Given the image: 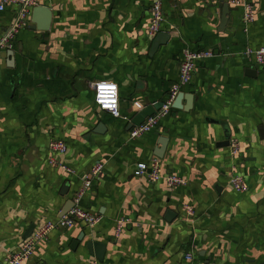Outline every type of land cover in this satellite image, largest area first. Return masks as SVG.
Returning <instances> with one entry per match:
<instances>
[{
    "label": "crops",
    "instance_id": "0c3cea01",
    "mask_svg": "<svg viewBox=\"0 0 264 264\" xmlns=\"http://www.w3.org/2000/svg\"><path fill=\"white\" fill-rule=\"evenodd\" d=\"M154 1L39 0L52 12L49 27L35 29L30 11L27 26L0 51V263L37 226L58 218L101 162L80 202L100 221L54 230L28 264H88L96 259L88 241L105 245L101 264H187L188 251L198 264H264V67L242 55L264 45V0H250L256 13L248 30L240 7L230 6L223 23L219 0H160L158 33L168 40L155 52L147 32ZM16 11L0 10V37ZM185 47L220 52L199 60L183 87L192 107L171 108L153 130L130 138L131 118L166 101ZM105 79L118 84L121 117L94 103L92 84ZM215 121L227 124L237 155L218 146L224 133ZM53 140L67 150L49 153ZM51 156L74 172L51 165ZM152 158L185 184L136 178V164ZM233 173L244 178V192L231 187ZM185 204L193 217L184 215ZM118 218L127 225L116 238Z\"/></svg>",
    "mask_w": 264,
    "mask_h": 264
},
{
    "label": "built area",
    "instance_id": "2783aa9c",
    "mask_svg": "<svg viewBox=\"0 0 264 264\" xmlns=\"http://www.w3.org/2000/svg\"><path fill=\"white\" fill-rule=\"evenodd\" d=\"M226 2L229 6L240 7L242 9L241 19L245 26L244 29L248 30L249 26L255 19L256 9L254 5L250 2V0H226ZM7 5L16 6L17 11L15 19L9 30L0 37V51L9 45L10 40L19 29L27 26L30 11L33 7L39 5V0H0V10H3ZM150 12L151 19L147 32L149 36L153 37L161 30L163 22L162 3L160 0L154 1ZM219 54L220 52L215 48H183L177 79L171 84L166 101L154 115L147 117L140 125L130 128L128 131L129 137L137 138L153 130L158 124L159 119L167 115L171 110L172 102L175 96L191 81L196 63L199 60ZM242 55L254 64L264 67V45L257 48L247 47L242 51ZM92 87L96 107L101 111L109 113L114 118L121 117L118 84L113 80L105 79L94 82ZM229 149L233 156L237 155L239 152L238 142H229ZM48 150L51 154L64 153L67 150V145L63 141L53 140L49 142ZM49 163L51 165L61 167L69 174L74 172L73 169L60 163L52 156L49 159ZM103 167V163L98 162L87 174H85L81 186L71 198L72 206L66 213L54 220H46L37 226L33 232L22 241L19 248L8 254L5 260L0 264H28V260L34 254L37 244L42 240L47 239L49 234L54 230L68 229L73 227L75 224L90 227L96 225L100 221L101 217L98 214L91 212L89 209L82 207L80 202L84 194L91 190L95 180L102 174ZM134 176L139 180H144L148 184L163 180L170 188L185 184V180L180 176L172 172L163 173L160 160L158 158L138 162L135 166ZM230 185L236 192H244L247 189L244 178L237 173H233L231 175ZM183 211L187 218H191L195 215L193 207L188 204L183 206ZM126 225V219L118 218L116 220V238L120 235ZM184 257L187 264H198L194 252L188 251L185 253ZM88 264L101 263L97 259H92Z\"/></svg>",
    "mask_w": 264,
    "mask_h": 264
},
{
    "label": "water",
    "instance_id": "95a60500",
    "mask_svg": "<svg viewBox=\"0 0 264 264\" xmlns=\"http://www.w3.org/2000/svg\"><path fill=\"white\" fill-rule=\"evenodd\" d=\"M219 3L221 4V16H222V22L225 23L228 21V13L233 9L232 7H230L226 1L224 0H219ZM52 18V12L51 10L43 5H38L36 7H33L31 9V22L33 23V27L35 29L38 30H46L49 27L50 21ZM168 34L166 35H162V34H156L155 37H151L150 41H151V50L152 51H156V49L161 45L164 44L165 41L168 40ZM165 39V40H164ZM185 100L186 104L185 106L181 105V101ZM192 101H193V95L190 93H185L183 91L179 92L173 102H172V108H176V109H181L183 108L184 110H188L192 107ZM163 104H156V105H147L145 107H143L142 109H140L130 120L129 125H128V129L134 127V126H138L140 125L142 122H144V120L147 117H150L152 115H154L157 110H159L160 107H162ZM217 124H219L222 129H223V133H224V139L219 142L218 146H222V147H226L229 145L230 142V131L229 128L227 126L226 123L221 122V121H215ZM259 132L260 135L263 136L264 135V128L263 127H259ZM103 130V124L99 123L96 128L94 129L95 133H101ZM161 148L156 149V151L154 152V155L161 158L163 157V153L161 152L162 149L166 146L167 144V138L162 136L159 139V143ZM66 188V187H65ZM67 191L64 190L63 194H65ZM72 206V202L69 199L68 203L66 205L65 210H63L61 212V215H63L64 213H66ZM60 215V216H61ZM83 237V234H81L73 243L72 245H74L73 247H75V245L77 246L78 241H80ZM86 247L89 251L90 254H93L95 256V258L99 261L102 260L103 258V254H104V250H105V245L101 244L99 242H93V241H88L86 244Z\"/></svg>",
    "mask_w": 264,
    "mask_h": 264
}]
</instances>
